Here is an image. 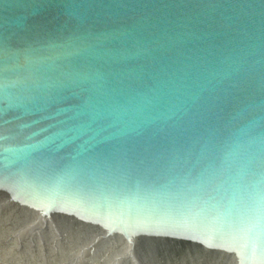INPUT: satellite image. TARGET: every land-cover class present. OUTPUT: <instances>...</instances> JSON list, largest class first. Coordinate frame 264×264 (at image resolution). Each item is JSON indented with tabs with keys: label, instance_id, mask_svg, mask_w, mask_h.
<instances>
[{
	"label": "water",
	"instance_id": "water-1",
	"mask_svg": "<svg viewBox=\"0 0 264 264\" xmlns=\"http://www.w3.org/2000/svg\"><path fill=\"white\" fill-rule=\"evenodd\" d=\"M0 264H264V0H0Z\"/></svg>",
	"mask_w": 264,
	"mask_h": 264
}]
</instances>
